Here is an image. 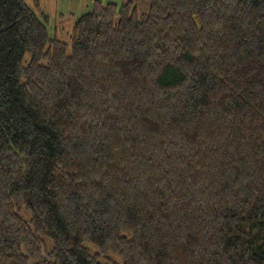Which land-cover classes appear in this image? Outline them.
<instances>
[{"label": "trees", "instance_id": "trees-1", "mask_svg": "<svg viewBox=\"0 0 264 264\" xmlns=\"http://www.w3.org/2000/svg\"><path fill=\"white\" fill-rule=\"evenodd\" d=\"M146 1L0 0V264H264V0Z\"/></svg>", "mask_w": 264, "mask_h": 264}, {"label": "rangeland", "instance_id": "rangeland-1", "mask_svg": "<svg viewBox=\"0 0 264 264\" xmlns=\"http://www.w3.org/2000/svg\"><path fill=\"white\" fill-rule=\"evenodd\" d=\"M96 1L103 5L114 4L117 7H120L123 3L131 2L136 7L139 16L146 14L149 9L146 0H39V10L45 13L49 19L46 24L49 37L51 39L55 37L69 45L73 23L80 16L91 12L93 3ZM60 24L63 27L62 31H59ZM67 53L69 54V49ZM28 57L29 55H26L24 60L26 61Z\"/></svg>", "mask_w": 264, "mask_h": 264}, {"label": "crops", "instance_id": "crops-1", "mask_svg": "<svg viewBox=\"0 0 264 264\" xmlns=\"http://www.w3.org/2000/svg\"><path fill=\"white\" fill-rule=\"evenodd\" d=\"M45 14V13H44Z\"/></svg>", "mask_w": 264, "mask_h": 264}]
</instances>
